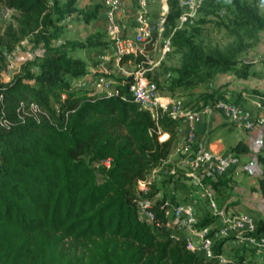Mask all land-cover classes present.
I'll return each instance as SVG.
<instances>
[{
	"label": "trees",
	"instance_id": "obj_1",
	"mask_svg": "<svg viewBox=\"0 0 264 264\" xmlns=\"http://www.w3.org/2000/svg\"><path fill=\"white\" fill-rule=\"evenodd\" d=\"M76 1L0 0V6L12 12L0 33V50L11 53L27 41L31 54L10 81H0V123L7 122L0 124V264H258L260 255L244 247L236 248L226 263L201 258L167 226L166 211L177 206L176 196L155 199L157 189H138L153 170L164 167L180 119L160 109L154 117L141 110L128 84H122L128 79L113 81L116 97L74 87L88 72L71 52L100 45L93 43V37L83 43H53L62 36L66 17L76 15L89 23L102 12L101 4L86 10L79 9ZM175 4L167 3L166 21L172 28L179 15ZM253 18L263 30L264 19ZM173 36L174 46L191 48L193 62L176 72L169 93L192 88L221 72L248 76V66L238 67L240 50L196 57L190 36L182 32ZM133 58L126 55L120 62ZM255 96L264 109V93ZM200 100L205 105L226 99L215 92L201 95ZM232 102L245 103L237 98ZM29 103L37 110H30ZM164 133L168 138L160 141ZM251 152L242 141L229 148L236 158ZM257 161L264 175V153L257 155ZM172 182L168 178L163 184ZM203 182L214 190L228 185L210 176ZM173 188L188 197L184 184ZM259 191L264 200V178ZM140 202L150 203L146 209L151 221L140 219ZM216 220V215L205 214L194 227L201 230ZM262 234L264 219L251 236ZM225 240L214 243V255L221 253Z\"/></svg>",
	"mask_w": 264,
	"mask_h": 264
},
{
	"label": "rangeland",
	"instance_id": "obj_2",
	"mask_svg": "<svg viewBox=\"0 0 264 264\" xmlns=\"http://www.w3.org/2000/svg\"><path fill=\"white\" fill-rule=\"evenodd\" d=\"M170 1H173V4L176 3L174 8L175 10H179V15L174 20L173 29L175 27L177 29L174 34L182 32L185 33L186 37L190 36L193 40L192 49L196 52L194 56L199 57L200 53L202 55L209 51L240 50L237 52V60L240 62L238 67L248 66V76L241 78L235 71L221 72L192 88H178L171 94L167 91V88L169 83L176 77V72L185 64L193 62V57L190 56L191 48L183 50L171 43L170 51L162 55L163 42L172 31L168 27L162 37L156 38L153 36L152 43L145 46L140 44L134 45L135 48L142 49V54L144 55V57L139 58L138 62L135 59L139 55L121 63L119 61L121 57L117 51L115 42L111 41L106 34L101 12L98 13L96 19L91 20L89 23H85L76 15L66 17L62 22L64 27L63 34L53 45L58 46L69 41L83 43L88 37H93L95 39L92 40L94 41L93 43L100 45L84 49L76 48L71 52L72 57L79 59L86 65L88 74L80 80L83 81L84 87L91 91H93L92 81L98 76H106L112 81L129 80L137 72H140L142 73V77L146 78L149 82L157 83L161 103H166L164 99L172 101L166 107L167 110L172 111L174 107H179L182 110L194 111L203 105L200 100L201 95H209L215 92L221 93L222 97L227 101H233L237 98L238 102H245L241 107L251 112L249 115L253 129L248 131L241 128L242 130H238V132L251 141L254 139V132H257V136H262V142L252 145V154L247 157L249 160L252 159L253 162L257 161V155L264 153V109L259 108L258 99L255 96V93H264V29L258 30L253 16L255 15L264 19V0H204L196 8L194 14L183 20L180 17L185 11L180 7L177 0ZM97 4H101V0L76 1L79 9L91 10L92 5ZM132 5L125 9L119 19L120 29L123 33L122 38H120V44L124 48L126 47L125 42L127 40L133 41L138 27L142 25V22L138 20L140 16L138 9ZM159 13L160 4L153 3L147 9V16L150 18L149 24H152L156 20ZM11 15V11L0 6V33L11 21ZM172 37L175 38V36ZM29 49L30 44L27 41H23L11 53L0 50V81L2 83L10 81L19 72L20 66L31 59ZM74 85L76 89L79 88L76 87V83ZM218 117V123L213 127V130L219 127H230L232 131L234 130L233 124L226 122L223 116L218 115ZM230 128H227L225 131H228ZM227 155L233 156L232 154ZM173 157L176 158V155H173ZM174 158H171L169 162H165L163 168L153 170L144 184H138V189L144 190V192L157 189L155 199H160L164 196L170 199V195H175V203H178L177 206L191 204L192 199L190 200V196L196 195L197 197L201 192L195 181L199 180L204 185L203 180L209 177V175L199 173L197 169L193 171L186 164L177 163V160ZM236 160L237 162L229 170L236 168L239 175L241 174L246 178L251 176L252 170L251 167L249 168L251 161L244 162L242 158H236ZM252 167L254 166L252 165ZM253 170L255 171V167ZM261 171L257 169L258 175H255L258 176L256 178L257 182L255 181L258 190L254 188V183L253 185L252 183L247 184L245 186V190L248 192L247 195L243 191L242 183L238 185H226L225 190L222 188L220 192H217L218 195L213 197V200H218L219 202L217 207L225 205V209L231 210L232 205H237L241 201L238 199L236 203L226 205V196L231 194L242 198L245 195L243 201L253 208V215L257 221L264 219V200L261 198L259 191V181L264 178ZM201 175H203L202 178H200ZM168 178L173 181V184H163V181ZM212 179L229 183V180L225 179L224 175L213 177ZM186 180H191L192 184L187 189L186 194L188 193L189 199L185 202L184 199H179V191L175 192L173 187L174 184H179V182L182 183ZM207 185L210 186L208 183ZM173 192L176 194H173ZM182 194L185 195V192ZM209 212L213 214L212 210ZM168 214L170 218L172 212L169 211ZM213 227H217V225H213ZM171 230L173 231L172 235L175 237L182 233L176 230V228H171ZM232 239H235V237L230 236L226 240L230 241ZM238 246L244 247L242 244ZM231 249L232 243L226 248L225 257L229 255L228 253H230Z\"/></svg>",
	"mask_w": 264,
	"mask_h": 264
},
{
	"label": "built area",
	"instance_id": "obj_3",
	"mask_svg": "<svg viewBox=\"0 0 264 264\" xmlns=\"http://www.w3.org/2000/svg\"><path fill=\"white\" fill-rule=\"evenodd\" d=\"M155 1L156 0H101V14L104 28L110 40L115 42L120 57L126 55H132L133 57L139 55L138 58L144 57L142 49L135 48L134 45L140 44L145 46L146 44L152 43V37H162L168 27L171 28L172 31L167 36L166 40H164L161 52L162 55H165L170 51L171 38L177 29L176 27L174 29L170 27L166 21L167 3L169 0H157L160 4V13L156 17V20H154L152 24H149L150 18L147 16V9L151 7ZM203 1L204 0H177L180 7L185 11L182 13L180 19H186V17H190L194 14L196 8L201 5ZM131 4L138 9L140 15L138 20L142 22V25L138 27L133 41L127 40L125 42L126 47L124 48L120 44V38H122L123 33L120 29L119 19L125 9ZM141 74L142 73L137 72L131 79L123 81L122 84H128V90L132 95L133 101L141 110L148 111L153 117L156 115L157 110L160 109L161 111L168 112L173 119H188L191 122H197L199 120V114L197 113L198 109L205 113L220 111L233 123L243 129L248 131L253 129V124L247 110L243 109L241 106L235 105L232 101L218 100L215 103L203 104L194 111L182 110L179 109V107H174L172 111L167 110L166 107L172 101L164 99L166 103H161L157 85L153 82H149L146 78L142 77ZM113 84L112 80L101 75L92 81V89L94 92L101 93L106 97H116L118 96V92ZM76 87L85 88L83 81H77ZM28 108L32 111L37 110V107L33 103H29ZM0 124L6 125L7 122L3 120ZM202 148L197 147L196 152V148L193 147L191 142H186L183 145V153L189 154L190 159H192L188 167L193 171L197 169L199 173L208 174L211 178L218 177L224 175L237 162L236 157L231 155H214ZM202 177L203 175H201L200 178ZM145 182H139V184H144ZM195 182L199 190L202 191V195L209 202L212 212L217 216L220 226L212 234L209 229L204 228L197 230L194 227L197 222L195 218V198H193L191 204L176 206L172 211L167 226L169 228H176V230H186V232L190 233L192 236L197 237V243H193L190 240L184 241H186L187 248L190 251L196 253L205 260L214 259L218 263L230 261L232 258L225 257L222 252L218 255H214L213 248L217 240L234 236L239 245L242 244L245 248L254 249L255 252L260 255V260H262L264 264V234L259 237L251 236V234L255 232L258 222L257 219L250 214L231 213L225 211L224 208L219 209L213 200V193L206 188L201 181L197 180ZM149 205V202L139 203V217L143 221L152 220L151 213L146 209ZM168 212L169 211H166V216H169Z\"/></svg>",
	"mask_w": 264,
	"mask_h": 264
},
{
	"label": "crops",
	"instance_id": "obj_4",
	"mask_svg": "<svg viewBox=\"0 0 264 264\" xmlns=\"http://www.w3.org/2000/svg\"><path fill=\"white\" fill-rule=\"evenodd\" d=\"M159 2L156 0L155 4ZM127 4V2H126ZM247 112L249 114H251V112L249 110H247ZM197 113L199 114V120L197 122H191L188 119H181L180 123H179V128L177 130L176 136L173 140L172 146H171V151L169 153V156L167 158V160L165 162H169V160H171V158H174L173 155H176V158H174L175 160H177V163L181 164H186L187 166H189V162L192 160L189 157V154L187 153H183V145L186 142H191L193 145H195L198 148H202L203 150L212 153L214 155H219V156H225L229 153V148L233 147L238 141H242L246 144H248L250 147L252 145H257L260 144V142H262V136L258 135L257 136V132H254L253 135V141L249 140V138L242 136L239 132L241 131L242 127L236 125L235 123H233L224 113H221L220 111H212L209 113H205L200 111L199 109L197 110ZM218 115L223 116L226 120V122L233 124L234 130L232 131V128L228 129V131H225L227 128L224 127H219L213 130V127L215 125H217L218 123ZM168 138V134H161L159 139L160 141H165ZM194 146V147H195ZM195 147V148H196ZM252 149V148H251ZM197 152V149H196ZM252 152L250 154L245 155L244 157H242L244 162H247L249 159L247 157L251 156ZM256 157V155H255ZM251 161L249 164V168L251 167V172L252 175L248 176L247 178L242 176L241 174L239 175L238 170H236V168L228 170L225 174L224 177L225 179L229 180L228 185H235V184H240L242 183L243 186V191H245L244 193H246L248 195V192L245 190V186L248 184L253 185V183L255 185L254 188L256 190H258V186L256 185V178L258 176L257 173V169L261 170V166L258 163V161L253 162L252 159L249 160ZM255 164V165H254ZM252 165L255 167V171L253 170L254 167H252ZM256 181V182H255ZM182 184H184L187 187H190V185L192 184L191 180H186L183 181ZM170 185V184H169ZM206 188H208L214 196L218 195L217 192H220V190L223 188H225V186H221L218 190H214L211 188V186H208L207 184H204ZM199 189V188H198ZM225 190V189H224ZM173 194H176L173 192ZM200 194V195H199ZM198 194V196H190V200L193 198H195V217L196 220L197 219H201L205 214H210V215H214V213L212 214L211 212H209L211 210L210 204L207 201V199L202 195V191ZM179 199H189L188 197L185 198V195H183L182 193H179ZM213 196V197H214ZM245 197V195H243ZM239 198V197H235L234 195H227L226 196V200H225V204H231V203H236L238 201V199L241 201V203H238L237 205H232L231 206V210L225 209V205L223 206H219V209L224 208L225 211L227 212H231V213H246V214H250L252 216L253 215V208L250 207L245 201H243L245 198ZM168 198V197H167ZM192 202V201H191ZM215 204L218 206L219 202L218 200H214ZM190 203V202H188ZM185 205V204H182ZM173 210H171L172 212ZM209 212V213H208ZM198 214V215H197ZM220 222L217 220L212 223L210 226L206 227V229H209L211 234L213 232H215L219 225ZM213 225H217V227H213ZM213 227V228H212ZM204 229V228H203ZM179 232H182L180 234H178L176 236V238H180L183 240H190L193 243H197L198 238L192 236L190 233L186 232V230H179ZM173 234V231H172ZM232 243V249L230 251V253H228L229 256L232 258L233 256V252L236 248H238L239 244L238 241L236 239H232L230 241L226 240L225 243L223 244L222 248H221V252L225 255L226 254V248L229 246V244ZM258 264H263L262 260L259 261Z\"/></svg>",
	"mask_w": 264,
	"mask_h": 264
}]
</instances>
